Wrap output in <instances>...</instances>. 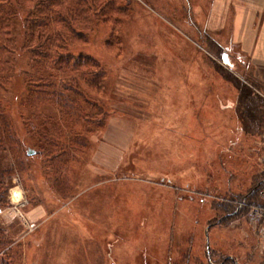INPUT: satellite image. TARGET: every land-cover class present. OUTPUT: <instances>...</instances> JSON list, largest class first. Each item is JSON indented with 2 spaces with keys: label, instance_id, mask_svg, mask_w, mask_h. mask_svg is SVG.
<instances>
[{
  "label": "rangeland",
  "instance_id": "obj_1",
  "mask_svg": "<svg viewBox=\"0 0 264 264\" xmlns=\"http://www.w3.org/2000/svg\"><path fill=\"white\" fill-rule=\"evenodd\" d=\"M116 1L123 11L87 13L85 41L57 63L21 49L28 10L10 0L0 106L22 164L0 151V207L21 184L43 219L4 211L0 264H264V79L233 41L234 14ZM81 52L97 65H73Z\"/></svg>",
  "mask_w": 264,
  "mask_h": 264
},
{
  "label": "trees",
  "instance_id": "obj_2",
  "mask_svg": "<svg viewBox=\"0 0 264 264\" xmlns=\"http://www.w3.org/2000/svg\"><path fill=\"white\" fill-rule=\"evenodd\" d=\"M17 1L28 10V14L25 16L23 23L24 39L23 48L21 49L25 52H29L32 58L37 62L47 59L50 56V51L54 53L58 51L54 57L57 63H71L69 61L72 59L71 55L73 54L68 50V47L74 45L73 42L76 40L85 41L83 30L86 28L87 24L90 23L87 13L89 11L100 12L102 9H110L113 12L124 10V7L118 4L116 0H102L101 2L99 0ZM97 6L98 8H96ZM91 7H93V10ZM13 14L14 11L11 8L10 0H0V48L8 44H17L11 30V19L14 17ZM48 47H54V50H50ZM65 49L68 50L67 53H64ZM82 60L97 65L93 58L84 56L83 52L75 59L73 65L80 64ZM76 61L78 62L76 63ZM47 83L48 81L44 83L40 82V85H46ZM75 91L77 92V90ZM58 92L62 94V91L58 90L55 93L56 96L59 94ZM41 95L52 96L50 91H46ZM70 104H67L64 109L69 112H75L78 109L76 101L73 100ZM13 132L12 125L5 117L3 109L0 106V151L8 152L12 161L16 164H22L21 161H16V158L19 159L17 148H20L21 145ZM54 146L57 148V144H54ZM55 152L58 151L56 150ZM59 152L62 156V154L67 151L61 148ZM59 154H57V156ZM61 156L58 157L59 160L63 157ZM261 181L259 180L258 183ZM2 197L3 193H0V205L4 204V202L1 201Z\"/></svg>",
  "mask_w": 264,
  "mask_h": 264
},
{
  "label": "crops",
  "instance_id": "obj_3",
  "mask_svg": "<svg viewBox=\"0 0 264 264\" xmlns=\"http://www.w3.org/2000/svg\"><path fill=\"white\" fill-rule=\"evenodd\" d=\"M213 2L215 16L225 17L228 12L234 14L230 30L233 41L241 45L242 50L248 53L251 63L255 66L256 74L264 79V0H214ZM26 209L23 215L29 221L28 215L33 213H28ZM40 210L36 208L33 211L35 218L30 219V222L35 223L36 226L43 219V213H40Z\"/></svg>",
  "mask_w": 264,
  "mask_h": 264
},
{
  "label": "built area",
  "instance_id": "obj_4",
  "mask_svg": "<svg viewBox=\"0 0 264 264\" xmlns=\"http://www.w3.org/2000/svg\"><path fill=\"white\" fill-rule=\"evenodd\" d=\"M264 184V183H263ZM260 196L264 199V186L258 188ZM6 207H0V215L8 210L13 215L18 216L21 220L25 221L23 211L28 204V195L21 184H14L7 189L6 192ZM258 207L260 215L264 218V203L259 204ZM29 228L36 227L35 223L28 224Z\"/></svg>",
  "mask_w": 264,
  "mask_h": 264
}]
</instances>
